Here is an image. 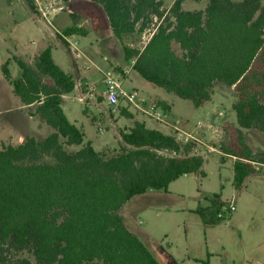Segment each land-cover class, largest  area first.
Masks as SVG:
<instances>
[{
    "label": "trees",
    "instance_id": "trees-1",
    "mask_svg": "<svg viewBox=\"0 0 264 264\" xmlns=\"http://www.w3.org/2000/svg\"><path fill=\"white\" fill-rule=\"evenodd\" d=\"M88 1L102 7L120 42L154 29L143 49L123 46L125 60L134 61V71L152 85L196 108L212 100L215 83L234 87L239 127L227 128L229 140L219 149L235 158L233 183L241 192L264 166V152L254 153L242 132L264 133L262 1L210 0L200 11L184 10L183 0L169 9L162 0ZM25 4L39 14L35 0ZM70 16L73 25L56 34L68 51L66 38L88 34L78 27L79 17ZM52 50L38 55L35 67L14 58L18 79L11 78L8 62L2 68L15 95L25 106L35 105L32 115L55 132L16 146L0 142V264H33L25 254L37 264H160L120 211L137 196L167 192L183 176H204L206 159L196 143L183 144L144 122L120 131V147L111 156L85 143V132L62 106L63 96L76 89L75 78L56 64ZM66 146L82 147L71 153ZM225 205L214 194L209 208L197 213L205 224H219Z\"/></svg>",
    "mask_w": 264,
    "mask_h": 264
},
{
    "label": "rangeland",
    "instance_id": "rangeland-1",
    "mask_svg": "<svg viewBox=\"0 0 264 264\" xmlns=\"http://www.w3.org/2000/svg\"><path fill=\"white\" fill-rule=\"evenodd\" d=\"M172 1L174 0H164L165 8L171 5ZM209 1L183 0V7L186 11L205 10ZM233 1L239 3L243 0ZM261 1L264 5V0ZM15 12L17 27L13 24ZM62 17L66 20V25H72V20L67 12L62 13ZM11 18L12 20H9ZM50 19L54 26L63 28L53 20L52 16ZM0 24V37L4 34L6 38L3 44H0V77H3L1 65L9 58L11 61L8 70L12 78L18 79L21 75L20 68L12 59L14 55L18 56L15 46L23 47L24 51L31 49L34 53H38L51 43L54 44L53 56L56 63L66 73L73 74L72 63L76 57L75 52L73 49L71 52L68 51L61 41L54 37L53 27L37 23L36 16L28 11L25 0H0ZM153 31L154 29H150L142 34L136 33L129 36L124 42H121L122 47L126 45L134 49H143L150 40ZM16 37L19 38L16 39ZM74 41L78 42L77 46L80 50L93 51L95 57H108L114 63H120L124 59L123 49L118 43V39L116 37L109 39L107 41L111 43L109 48L103 43L105 40L95 33L93 28L86 36H75ZM174 49L178 54H181L178 46H175ZM22 54L24 57L25 54ZM32 63L34 65L35 61L33 60ZM86 64L89 65V62L84 58L78 59L80 67ZM131 79L132 84L125 83V88L130 90L138 81L136 76H131ZM231 90V87L226 84L216 86L212 101L189 117L188 129L194 130L202 121L212 122L214 116H219L216 113L217 110L227 109L231 112L232 103L238 100L236 92L234 90L231 92ZM12 96L13 88L9 81L0 83V142L16 146L26 140L20 135L45 136L46 134L41 131L38 133L35 121L30 128L28 110L18 108L17 102L15 103ZM75 96H77L76 92L68 95L67 102L71 105H65L67 117L71 122L84 128L88 139L96 138L95 149L97 151H102L108 156L113 155L115 150L120 147V131L123 130L117 124L122 127L126 120L120 114L113 116L114 114L106 104H101L100 109L94 107L88 114V109L87 113L84 112L85 104L79 102L77 98L75 99ZM170 97L177 101H183L174 94H170ZM8 107L12 112H9ZM119 108L121 109V107ZM94 114L98 115L92 119ZM234 117L236 118V114ZM113 118L116 119L117 124ZM13 120L20 129L17 134L6 132L13 128L8 127L5 123L13 122ZM92 120L96 125L92 123ZM222 120L223 118L218 117L215 122L219 124ZM225 125L227 128L230 126L227 123ZM251 135L250 133L249 137ZM209 144L212 145L206 142V146L199 150L200 155L207 161L204 167V176L193 174L181 177L170 185L167 192H160L163 195L160 199L137 196L128 202L120 213L126 220L127 226H134L137 234L146 243L148 242L146 235L150 234L181 261L186 260L187 262L188 257L192 255V251L186 244L189 241L198 255L204 256L209 249L210 252L215 253L219 261H223L227 254L231 264H259V261L260 264H264V173L250 177L245 188L241 192L237 191L233 183L232 161L223 164L220 155L208 153L206 148ZM66 148L69 152L74 153L81 147L66 146ZM165 193L169 194L165 196ZM214 194H220L226 205L234 200L236 211L229 213L222 210L224 218L219 224H205L200 214L197 213V209L209 208L210 197ZM199 205L201 207L198 208ZM25 257L29 258L33 264H37L32 255L25 254Z\"/></svg>",
    "mask_w": 264,
    "mask_h": 264
},
{
    "label": "crops",
    "instance_id": "crops-1",
    "mask_svg": "<svg viewBox=\"0 0 264 264\" xmlns=\"http://www.w3.org/2000/svg\"><path fill=\"white\" fill-rule=\"evenodd\" d=\"M36 6L38 7L39 14L34 15L37 18V23H43L45 26H51L53 27V35L56 37V34H61L65 28L70 27L73 25H66V20L62 17V13H68L70 19L71 14L77 15L79 17L78 20V27L86 29L88 34L90 32V29L93 28L95 33H97L101 38H103V43L110 48L111 43L107 42L109 39L115 37L112 29L109 24V20L102 9V7L96 3H93L88 0H72L70 2H64L63 0H35ZM164 2V0H162ZM175 0L172 1L171 5L166 6L167 8H171L174 4ZM45 4H52V9L50 10L49 14L46 18L42 15V9H40V6H44ZM40 5V6H39ZM165 6V4H164ZM185 10V8L183 7ZM29 11V10H28ZM30 12V11H29ZM31 13V12H30ZM16 12L13 15V24L17 27L18 22L16 18L14 17ZM32 14V13H31ZM33 15V14H32ZM50 16L53 17V20L57 21L60 26H63V28H59L58 26H54L52 24V20L50 19ZM10 18V17H9ZM9 20H12L9 19ZM72 20V19H71ZM81 20V22H80ZM1 25V24H0ZM52 29V28H51ZM87 34V35H88ZM0 37V44H3V41L6 40L4 34ZM74 37H68L66 38L69 46H70V52L73 49L75 52L76 57H74V61L72 63L73 66V74L69 73L70 75H73L76 81V89L73 92H76L77 96H75V99L77 98L79 102L85 104V110L88 109V114L91 113V110L96 107L100 109V105H104V100L100 97H98L95 93H92L90 91V87L94 86L96 88H101L103 85V75L102 73L107 69H113L116 70L117 73H120L123 76L122 79V86L127 92L136 91L138 93L139 99L137 101V104H130L127 100L122 99L119 103L118 109L116 112H114L113 116L116 114H120V116L126 120L125 123L121 126L117 124L116 119L113 118L114 122L117 124L118 127L122 128L124 131H128L129 129L133 128L135 123L137 122H144L146 126L150 129L159 130L164 134L170 135L175 137L179 142L185 144V139L192 140L194 143L197 144V153L200 154L199 150H202L203 146H206V142L211 143L212 145L207 146V152L210 154L215 153V155H220V157H224V160H221L223 164H225L227 161H232V174L234 175V162L235 158H232L230 156H225L219 149V145L221 143H227L229 140V136L227 134V127L225 123L229 124L231 127H239L237 116L234 117L236 113H234L233 106L238 102V100L232 103V111L229 112L227 109L219 111L217 110L216 113L219 114V116H214L212 122L205 123L204 121L199 122L198 125L194 128V130H189V117L193 115L194 113L198 112L199 108H196L194 104L190 100H183L177 101L170 97L171 93H168L166 90L156 87L152 85L151 83L144 80L136 71L133 69L134 61L128 62L123 60L117 63L112 62V60L108 57H95L94 52L90 50H80L78 48V42L74 41ZM19 37H16L18 39ZM57 39V38H56ZM20 40V39H19ZM18 41V40H17ZM19 42V41H18ZM35 43V42H34ZM72 44H75V47H72ZM118 43L122 47L121 42L118 40ZM52 49L54 47V44L51 43ZM48 46V47H49ZM47 47V48H48ZM45 48L44 50H46ZM132 48V47H130ZM16 52L18 56L14 55V58H18L22 61H24L26 64H28L31 67H35V64L33 65L32 61H36V57L40 55L44 50L39 51L38 53H34L31 49L28 51H24L23 47L17 48L15 46ZM123 49V47H122ZM53 51V50H52ZM10 52V51H9ZM25 56L23 57V54ZM11 53V52H10ZM20 55V57H19ZM124 56V52H123ZM84 58L89 62V65H84L83 67H80L78 65V59ZM33 59V60H32ZM54 61L56 62L54 56ZM11 58H9L7 61H5L1 65V70L5 63H10ZM57 64V63H56ZM62 68V67H61ZM3 73V70H2ZM134 74V75H132ZM131 76H136L137 84H134L132 86L133 88L127 89L125 88V83H131L132 79ZM12 78V76H11ZM13 79V78H12ZM8 81L5 78V75L3 73V77H0V83ZM219 84L224 83H215L213 87V91ZM231 87V86H230ZM232 90L235 91L234 87H231ZM231 90V92H232ZM72 92V93H73ZM71 94V93H70ZM68 95L63 96V109L66 113V107L65 105H71V103L68 101ZM176 96V95H175ZM234 96V95H233ZM15 103L17 102L18 108L20 109H26L28 110V125L30 128L33 126V121H35L37 131L38 133L41 131L45 133L46 135L43 137H38L37 135H31L28 136V134L20 135L22 138H28V137H35L38 140H43L49 135L53 134L55 130L45 124L39 116H34L32 114L36 111L35 105L25 106L21 99L15 95L13 92L12 96ZM235 98V97H233ZM238 98V96H237ZM100 100H102L100 102ZM145 101V102H144ZM212 101V100H211ZM210 101V102H211ZM149 102H157V104L162 108L164 118L158 119L154 118L153 116L148 114V103ZM161 102H164L168 107H170L169 110H165ZM209 103V102H208ZM206 103V104H208ZM205 104V105H206ZM107 105V104H106ZM204 105V106H205ZM108 106V105H107ZM121 107V109L119 108ZM9 108V107H8ZM201 108V107H200ZM9 108L8 110H10ZM126 110L128 115H124L122 111ZM9 112H12L10 110ZM8 112V113H9ZM87 113V112H86ZM99 114V113H98ZM98 114H94V119ZM67 115V114H66ZM223 118L221 123L217 124L215 122L216 118ZM69 119V118H68ZM229 121V123H228ZM14 123V124H13ZM73 123V122H72ZM93 123V120H92ZM8 127H12L13 129H8L6 132L17 134L20 132V129L18 128L17 124L15 123V120L13 122L8 121L5 123ZM75 124V123H74ZM96 125L95 123H93ZM76 125V124H75ZM78 126V125H77ZM81 128L84 132V128L82 126H78ZM3 130V129H2ZM242 132L244 134L246 143L251 148V150L254 153H261L264 152V135L263 132L257 130V129H242ZM252 134L249 137V134ZM85 143L91 142L92 145L95 148L96 145V138H87V134L85 132ZM6 144V143H5ZM8 145V144H6ZM72 148L73 146H67ZM82 147V146H79ZM202 147V148H201ZM67 149V148H66ZM68 150V149H67ZM214 155V154H213ZM259 174L264 173V166L258 167ZM188 176V175H187ZM178 181V180H177ZM172 184V183H171ZM170 187V186H169ZM169 190V189H168ZM161 191H150L146 193L145 195H142L144 197H153L156 199L162 198ZM167 194L169 193H165ZM201 207V205L198 206V208ZM122 210V209H121ZM123 217V216H122ZM124 218V217H123ZM125 223L126 220L124 219ZM127 225V224H126ZM127 228L135 233L147 246V248L152 252V254L157 258L158 262L160 264H231L228 255L225 254V258L223 261H219L218 257L215 256L214 252H210L209 249H207L206 254L203 256L202 254H197L194 251L192 243L189 241L186 242L188 248L192 251V255L188 257L187 262L186 260H180L178 259L174 253L170 252L169 250L165 249L161 244H159L154 237H152L150 234H147V243L144 239H142L136 232L134 226H127ZM253 262V260H252ZM260 264V261H259Z\"/></svg>",
    "mask_w": 264,
    "mask_h": 264
},
{
    "label": "built area",
    "instance_id": "built-area-1",
    "mask_svg": "<svg viewBox=\"0 0 264 264\" xmlns=\"http://www.w3.org/2000/svg\"><path fill=\"white\" fill-rule=\"evenodd\" d=\"M36 2V1H35ZM40 6V5H39ZM40 11L44 18L47 17L50 10L52 9V4H45L40 6ZM72 47H75V44H72ZM103 85L101 88H96L94 86L90 87V91L95 93L98 97L102 98L104 102L108 105L112 113L116 112L118 109L119 103L122 99L127 100L130 104H137L139 99L138 93L136 91L127 92L122 86L123 76L120 73H117L116 70L107 69L103 73ZM145 102V101H144ZM148 114L154 118L162 119L164 114L162 108L157 104V102L148 103ZM193 142L189 139H185V143ZM225 211L229 213H234L236 211L235 201L233 200L228 205L224 207ZM218 218L223 219L224 214L221 212L218 214Z\"/></svg>",
    "mask_w": 264,
    "mask_h": 264
}]
</instances>
